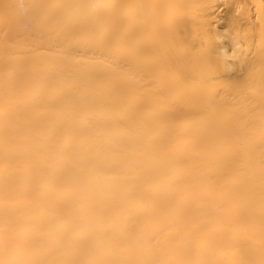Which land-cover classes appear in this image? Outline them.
Returning <instances> with one entry per match:
<instances>
[{"label":"bare ground","instance_id":"bare-ground-1","mask_svg":"<svg viewBox=\"0 0 264 264\" xmlns=\"http://www.w3.org/2000/svg\"><path fill=\"white\" fill-rule=\"evenodd\" d=\"M0 264H264V0H0Z\"/></svg>","mask_w":264,"mask_h":264}]
</instances>
